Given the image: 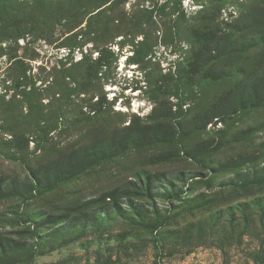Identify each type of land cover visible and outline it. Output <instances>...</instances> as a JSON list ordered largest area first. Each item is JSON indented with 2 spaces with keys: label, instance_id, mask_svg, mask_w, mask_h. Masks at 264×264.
<instances>
[{
  "label": "rangeland",
  "instance_id": "rangeland-1",
  "mask_svg": "<svg viewBox=\"0 0 264 264\" xmlns=\"http://www.w3.org/2000/svg\"><path fill=\"white\" fill-rule=\"evenodd\" d=\"M0 264H264V0H0Z\"/></svg>",
  "mask_w": 264,
  "mask_h": 264
},
{
  "label": "trees",
  "instance_id": "trees-1",
  "mask_svg": "<svg viewBox=\"0 0 264 264\" xmlns=\"http://www.w3.org/2000/svg\"><path fill=\"white\" fill-rule=\"evenodd\" d=\"M240 182V181H239Z\"/></svg>",
  "mask_w": 264,
  "mask_h": 264
}]
</instances>
